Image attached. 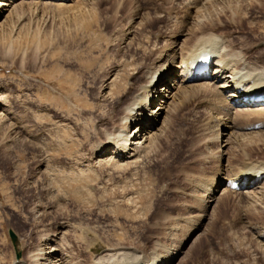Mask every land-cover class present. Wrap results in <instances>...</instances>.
I'll use <instances>...</instances> for the list:
<instances>
[{"label":"rangeland","instance_id":"374dc122","mask_svg":"<svg viewBox=\"0 0 264 264\" xmlns=\"http://www.w3.org/2000/svg\"><path fill=\"white\" fill-rule=\"evenodd\" d=\"M187 3L79 0L69 8L25 7L21 20L7 13L2 18L0 101L7 104L5 122H0L3 264L17 260L10 230L22 239V260L44 248L46 236L62 234L58 229L63 227L64 247L85 264L100 243L137 248L147 258L158 246L174 247L183 240L173 264H264V245L251 231L264 220L260 206L235 194L210 204L204 213L208 194L194 185L198 177L223 174L226 164L234 174L251 162H264V139L259 142L256 136L253 142H237L243 148L236 143L222 148L229 153L220 162L216 124L202 93L195 98L196 92L187 91L175 100L177 90L171 92L161 119L166 125L157 124L162 134L134 168L114 170L92 161L105 135L120 127L124 106L135 93H121L128 81L136 84L129 76L136 66L154 63L153 54L144 57L146 50L155 45L164 52L170 40H178L180 47L183 38L174 36L190 31L193 2ZM220 17L225 23L220 32L234 39L237 49L253 40L246 27L236 32L230 13ZM116 75L109 95L107 85ZM222 139L224 146L228 138ZM200 218L201 227L191 231Z\"/></svg>","mask_w":264,"mask_h":264},{"label":"bare ground","instance_id":"6f19581e","mask_svg":"<svg viewBox=\"0 0 264 264\" xmlns=\"http://www.w3.org/2000/svg\"><path fill=\"white\" fill-rule=\"evenodd\" d=\"M75 1L79 0H0V30L5 27V22H1V20L3 17H7L6 13L9 16L16 15L18 20H21L22 16L19 13L25 7L26 9H32L50 5L57 8H69ZM190 1L193 2L190 3V8H188L192 10V15L189 14L191 29L188 30L190 31L174 36L183 38L180 47L177 43L178 40H176L177 42H171L170 40L164 52L159 53L162 48L156 49L155 45L148 51L146 50L144 57L151 56L150 53L153 54L154 63L148 67L136 66V72L129 76V79H134L136 84L133 85L132 81L129 83L127 80L128 82L121 93L125 96L130 94V90L135 91V93L124 106L120 127L115 128L116 130L108 135L104 133L106 141L100 145L92 156L94 165L107 164L114 170L124 169V171L130 167L134 168L162 134L157 124L163 122L166 125L165 120L161 121V119L169 110L167 100L173 90H177L175 100L181 98L187 91L196 92L195 98H198L201 93L203 94L201 100L211 112V120L216 124L214 125L217 133H213H215L214 141L219 144L220 153L217 152L219 155H216H218L217 158L220 162L225 163L227 161L225 160V151L227 150L223 151V149L230 148L231 144H237L239 141H241L240 144L246 141L250 142L255 140L256 136H260L259 142L263 141L264 105L250 103L253 98L264 97L263 0H201L200 4H195L194 1L196 2V0ZM217 4L223 6L219 7ZM243 5H246L247 8H242ZM252 7L260 10L258 11L259 15L256 13V16H254ZM212 13L215 14L214 17ZM227 13L231 14L230 20L235 23L233 27L236 28V32L246 27L249 34L253 35L254 38L250 43H244L242 47L240 46L237 49L236 41L223 31L220 32L222 27H225V23L220 19V16ZM240 41L242 42V40H238L239 44ZM207 60H209L210 65L206 72L195 75L191 67L193 68L198 62L207 63ZM116 77L117 75L113 76L111 82L107 85L106 89L109 90V95H111L112 89L116 85ZM119 91L121 90L119 89ZM3 112L7 113V104L0 101V122H5ZM257 125L259 126L256 127ZM221 130L224 133H221ZM256 130L259 132H256ZM224 137L228 139L224 143L225 145L221 146ZM227 152L229 153V151ZM243 153H245L244 150ZM244 156L246 155L244 154ZM225 166L222 168L223 170L221 169L224 172L223 174H220L219 171L218 175L209 180H202L200 177L194 180L195 187L208 194L209 200H204V205L207 204L204 213L211 208L212 203L215 201L241 194L251 204L260 206L262 212L259 215L264 217V162L257 164L251 162L247 166H242L238 171L236 170L234 174L227 170V166L224 169ZM86 168L88 171L91 166ZM80 171L82 172L84 169ZM259 180L261 181L259 182ZM203 217L205 216L203 215ZM201 223L200 218V222L195 223L191 231L194 232L199 229ZM60 229L62 234H59L62 237L59 238L60 235L57 232L46 236L45 239L43 238L46 245H44V248L38 246L39 248L36 247V251L32 252L29 249L30 252L27 253L26 258L13 260L10 264H85L80 258H75L67 250L68 248L64 247L62 239L66 235V232L63 231L66 228L63 227L58 230ZM251 231L252 236L259 241L258 244L262 243L264 245V220L260 225L251 228ZM184 242L185 240L177 245L172 244L175 245L174 247L158 246L159 248L154 249L153 254L147 258L142 256L143 253H141V250L139 252L137 248L130 249L129 247L126 249L121 247V249H114L112 246L108 247L100 243L96 245V249L90 254L88 261L90 264H173L182 253ZM18 243L15 250L20 253L19 247H21L22 239L18 238ZM3 261L0 260L1 264H3Z\"/></svg>","mask_w":264,"mask_h":264},{"label":"water","instance_id":"95a60500","mask_svg":"<svg viewBox=\"0 0 264 264\" xmlns=\"http://www.w3.org/2000/svg\"><path fill=\"white\" fill-rule=\"evenodd\" d=\"M9 237L16 249L17 243H18V236L16 235V233L13 230L9 231ZM18 253V252H17ZM17 259H20V254H17Z\"/></svg>","mask_w":264,"mask_h":264}]
</instances>
